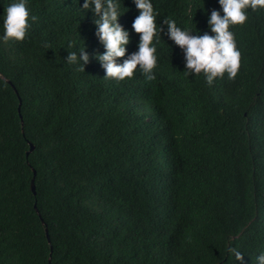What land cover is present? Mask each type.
Instances as JSON below:
<instances>
[{
	"label": "trees",
	"instance_id": "trees-1",
	"mask_svg": "<svg viewBox=\"0 0 264 264\" xmlns=\"http://www.w3.org/2000/svg\"><path fill=\"white\" fill-rule=\"evenodd\" d=\"M13 2L0 0V264H250L264 253V9L230 26L240 70L209 86L185 73L166 30L155 79H105L85 0H26L25 39L4 43ZM119 2L122 63L138 51L140 12ZM151 3L158 28L173 19L193 35H214L211 11L223 16L219 0ZM84 48L94 63L82 70Z\"/></svg>",
	"mask_w": 264,
	"mask_h": 264
},
{
	"label": "clouds",
	"instance_id": "clouds-1",
	"mask_svg": "<svg viewBox=\"0 0 264 264\" xmlns=\"http://www.w3.org/2000/svg\"><path fill=\"white\" fill-rule=\"evenodd\" d=\"M134 3L140 14L134 20L132 28L140 35V42L138 51L122 63H117V60L125 57V46L129 44L130 39L129 33L118 23L119 0H85L83 4L85 10L94 5V12L99 16V19L94 21L98 28L96 35L106 51L102 55L97 54L95 58L101 62L106 72L105 79H131L136 71H141L147 80L155 79L153 70L157 66V48L153 41L155 38L158 43L164 30L167 31L165 34L169 39L183 49L186 74L195 76L203 73L209 86H212L217 78H223L225 73L229 79H235L241 67V53L233 32L229 30L230 26L243 25L250 14L264 9V0H219L223 16L219 11L212 10L208 20L210 31L214 35L207 32L203 35H193L187 29L182 30L173 19H164L163 25L158 28L151 0H134ZM29 17L26 0H15L9 4L5 9L3 42L23 41L29 29ZM31 19L35 21L37 18L33 16ZM171 55L174 53L171 52ZM79 61H82V70L84 65L94 63L89 59L85 48L79 50ZM66 62L78 63L76 51L69 52ZM171 73L172 76L169 75L168 80L179 79L177 65ZM175 94V90L169 93L170 96ZM206 221L205 216L200 218L201 223ZM228 251L236 261H243V255L238 248L230 247ZM249 263L264 264V253L258 257L252 256Z\"/></svg>",
	"mask_w": 264,
	"mask_h": 264
},
{
	"label": "water",
	"instance_id": "water-1",
	"mask_svg": "<svg viewBox=\"0 0 264 264\" xmlns=\"http://www.w3.org/2000/svg\"><path fill=\"white\" fill-rule=\"evenodd\" d=\"M21 105H22V100L19 98V108H18V111H19V114H20V117L22 118V115H21ZM35 150V147L32 143H30V150L29 152L27 153L28 155L33 152ZM33 174H34V177L32 179V182H31V190L33 192V194L35 195L36 194V184H35V178H36V171L33 170ZM46 233H47V238L49 240V243L51 242L50 241V237L48 235V229L46 228ZM50 264H51V260H49Z\"/></svg>",
	"mask_w": 264,
	"mask_h": 264
},
{
	"label": "rangeland",
	"instance_id": "rangeland-1",
	"mask_svg": "<svg viewBox=\"0 0 264 264\" xmlns=\"http://www.w3.org/2000/svg\"><path fill=\"white\" fill-rule=\"evenodd\" d=\"M204 228H207V227H204ZM51 256H52V253H51ZM51 259H52V257L49 258V260H51ZM48 262H49V261H48ZM49 264H50V262H49ZM51 264H52V263H51Z\"/></svg>",
	"mask_w": 264,
	"mask_h": 264
},
{
	"label": "bare ground",
	"instance_id": "bare-ground-1",
	"mask_svg": "<svg viewBox=\"0 0 264 264\" xmlns=\"http://www.w3.org/2000/svg\"><path fill=\"white\" fill-rule=\"evenodd\" d=\"M170 76H172V73L170 74Z\"/></svg>",
	"mask_w": 264,
	"mask_h": 264
}]
</instances>
